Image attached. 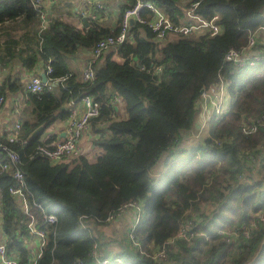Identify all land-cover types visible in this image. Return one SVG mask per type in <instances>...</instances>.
Masks as SVG:
<instances>
[{
	"label": "trees",
	"instance_id": "1",
	"mask_svg": "<svg viewBox=\"0 0 264 264\" xmlns=\"http://www.w3.org/2000/svg\"><path fill=\"white\" fill-rule=\"evenodd\" d=\"M151 1L179 22L196 0ZM135 2H119L114 24L97 17L77 21L65 16H79L75 0L63 2L64 12L53 2L51 8L57 10L41 26V6L32 0H0V24L16 19L24 27L0 41V63L9 62L12 53L26 67L41 61L44 69L51 65L48 76H65L41 90L26 87L19 72L8 70L0 77V92L6 96L21 89L27 102L19 113L22 137L9 140L8 131L0 134L19 155L12 165H0L2 227L7 250L20 255L18 264L28 260L34 232L30 213L10 190L16 167L25 174L33 222L46 230L34 264H244L264 236V226L234 241L217 234L221 225L250 224L264 204V124L251 134L242 130L243 122L264 115V0H199L195 11L206 17L220 13L223 30L217 33L172 31L160 38L147 21L134 19L128 37L91 63L94 76H79L67 52L92 49L101 37L118 32L124 10ZM141 10L152 19V10ZM253 30L255 40L249 44ZM232 47L259 57L238 64L226 58ZM220 77L228 84L226 107L213 121L210 136L197 133L202 89ZM85 92L101 106L89 122L91 129L81 134L90 135L86 146L77 155L57 159L38 152L37 143L52 144L63 137L49 126L64 120L69 100ZM117 96L124 113L115 106ZM41 122L44 127L28 136ZM190 131L197 138L191 139ZM160 158L164 166L155 173ZM1 160H9L2 147ZM130 200L142 202L139 221L124 238H106L104 226L119 218L120 208ZM50 211L57 214L56 221L45 219ZM187 219L206 234L178 237L167 248L168 260L151 256ZM252 264H264V252Z\"/></svg>",
	"mask_w": 264,
	"mask_h": 264
},
{
	"label": "built area",
	"instance_id": "2",
	"mask_svg": "<svg viewBox=\"0 0 264 264\" xmlns=\"http://www.w3.org/2000/svg\"><path fill=\"white\" fill-rule=\"evenodd\" d=\"M53 0H32L33 4L41 6V26H45L48 20V16L50 13V8L52 7ZM109 0H87L88 4L85 5L79 10V18L82 19V15H86L87 17L98 18L99 13L96 11L94 6H98V8L102 11L108 8ZM199 0H196L194 4L191 5L190 8L185 13V19L175 22L171 20L169 15L163 10L159 5H157L154 1L151 0H136L134 5L126 8L121 20V27L118 32L111 33L107 36L101 37L97 40L91 50L92 54L87 60L86 65L84 66V70L82 72V76L91 78L94 76V68L91 63L97 59L104 51L108 50L111 46H115L117 43L124 41L128 37L129 33V25L131 23V18L138 19L140 21H147L152 29L156 30L157 36L162 38L165 37L169 32L177 31L184 33H191V31L195 29H207L211 31V33L221 32L223 30L222 24L219 21L220 13L216 11L210 17L204 16L202 13L195 11L193 8ZM142 7H148V9L152 10V19L147 20V17L142 14ZM261 29L264 31V24L261 25ZM255 32L256 30L251 31L249 35V44H252L255 40ZM258 58L257 55H251L247 52L243 51L240 48L232 47L226 53L227 59H233L238 64H243L245 62H253L255 58ZM51 69V65L48 64L45 71ZM65 76L62 75L57 78H53L47 75L46 80L41 78V75L38 73L30 74L26 80V87L32 90H41L46 83L49 85L52 84L53 80L63 79ZM1 85V80H0ZM228 90V84L224 80L223 77H220L218 81L212 82V84L202 89V94L199 99L203 104L202 111L200 112L201 117L197 119L200 122V125L197 128V133L200 131H204L206 129V133L210 136V129L213 124V120L216 119L225 109L226 107V94ZM23 94H18L16 96L17 99ZM81 99L83 102V108L81 111L78 110V107L75 105L76 100ZM119 99V96L116 97V100ZM4 93L0 92V106L5 102ZM69 112L67 116V123L65 126V132L62 138L57 139L52 144H46L39 142L36 144V150L43 155L50 156L53 159H57L64 154L77 155L81 152L82 146L80 143V138L82 132L87 128L92 117L97 116L101 111L100 101L96 100L91 94L85 92L80 98L73 99L71 98L68 102ZM212 120V121H211ZM211 121V122H210ZM21 119H17L13 125V127L6 133V137L10 139H19L21 138ZM262 124H264V115L257 117L252 121H245L242 125V130L251 134V132L256 131ZM202 133V132H201ZM200 133V134H201ZM215 141H219L220 139L213 136ZM28 139V137H27ZM0 147L8 150L9 160L0 161V165L2 167H8L12 165L17 159H19L18 152L9 148L7 142L0 138ZM15 176V181L10 185V190L13 191L20 199L22 207L25 211L29 212L31 215V219L29 221L30 231L32 230L39 237V241L37 242V248L32 249L30 256L25 264H34L39 254L42 252V246L45 241L46 230L43 227L36 226L33 222L34 220V212L29 211L28 209V198L26 193L24 192L25 185V174L23 171L16 167L13 171ZM126 207H133L137 210V221L134 223L133 227L139 221L140 211L142 207L141 201L130 200L126 202L121 208L118 214ZM254 218L250 224H245L242 221L234 222L231 225H221L217 227V234L223 237H226L230 241H234L236 237H240L244 235L245 237H251L254 235L255 230L261 226H264V204L256 209L254 212ZM111 214L109 217L113 216ZM44 217L47 221H56L57 214L53 211L45 212ZM193 220L187 219L179 228L178 231L170 236V238L162 245H160L157 249H155L150 255L158 260H168L170 256H168L167 248L172 247L171 244L178 239V237H183L187 239H192L197 237L198 234H206V232L201 228H193ZM208 236V235H207ZM0 264H18L20 255L17 253H10L6 248V242L0 241Z\"/></svg>",
	"mask_w": 264,
	"mask_h": 264
},
{
	"label": "crops",
	"instance_id": "3",
	"mask_svg": "<svg viewBox=\"0 0 264 264\" xmlns=\"http://www.w3.org/2000/svg\"><path fill=\"white\" fill-rule=\"evenodd\" d=\"M64 1L65 0H59V1L53 0L52 6H54L53 2L58 3L59 9L61 10L63 8L61 11L64 12L65 11V8L63 7ZM83 1L84 0H75L76 8L78 11L85 5ZM120 1L122 0H109L108 8L105 9V11H102L104 12L103 14L99 13L98 19L104 22L108 21L109 24H114L117 19V8L119 6ZM50 9H51L50 12L57 10L56 7L55 8L53 7ZM70 17L74 18L75 20L77 18V21L80 20L78 16L76 17L74 15H71ZM23 30H24V27L20 23H17L16 19H8L7 21L4 22V24H0V41L2 42V40H5L4 38L5 37L7 38V36L9 35H18ZM92 51L93 50H91V48H88V47H78L77 50L74 51V54L72 55L73 64L72 65L70 64V65L72 69L75 70L79 74V76L82 75L84 66L86 65L87 60L92 54ZM8 55L10 57L9 62L3 63V64L0 63L1 64L0 65V77L6 75L8 70L19 72L21 75V78L24 81H26L25 79L32 73H36L38 71V73L40 74V71L43 67V64L41 61H39L33 67H26L23 64V61L21 60L20 56L16 54H12V53H9ZM20 93L23 94L21 89L6 92V96H5L6 100L0 106V134H2L3 132L9 131L13 127L15 121L17 119H21L19 116V113L21 111L20 109L27 102H26L24 94L20 97V99L16 98V96ZM114 100H115L114 102L116 103L115 106L117 107L118 105L121 106L120 110L122 113H124L123 111L124 105L122 103V98L119 97V99L117 100L114 98ZM75 105L78 107L79 111H81V109L83 108V102L81 101V99L76 100ZM66 123H67V117L64 120H57L56 122L51 124L49 127L54 130H60L59 133L63 135L62 130L65 131ZM87 128H89L90 130L91 125L88 124ZM88 139L90 140V135L83 133V136L80 138L82 149L86 146ZM6 237H7V234L3 230V227H2V213L0 212V241H4ZM38 241H39V237L37 236L36 233H33L32 237L28 241L30 250L32 249L35 250V248H37ZM0 260H1V256H0Z\"/></svg>",
	"mask_w": 264,
	"mask_h": 264
},
{
	"label": "rangeland",
	"instance_id": "4",
	"mask_svg": "<svg viewBox=\"0 0 264 264\" xmlns=\"http://www.w3.org/2000/svg\"><path fill=\"white\" fill-rule=\"evenodd\" d=\"M71 15L72 14H70V13H67V12L65 13V16H67V17L68 16H71ZM263 34H264V31H263ZM172 35H173V33L171 35H169V38L172 37ZM73 54H74V52H71V51H68L67 52V58H68V60H69V62H70L71 65L73 64V59H72V55ZM199 103H200V110L199 111L201 112L202 111V108H203V104L201 103V100H200ZM200 112H199V116L198 117H201ZM216 119H214L213 121H215ZM201 132H203V133L206 134V129H204V131H200V133ZM190 134L191 135H194V132L193 131H190ZM194 138H197V136L194 135V136L191 137V139H194ZM186 142L187 143H190V139H187ZM93 155H94V153H93ZM163 166H164V163L162 161V158H160L158 160L156 166L154 167L153 171L155 173L160 172V168H162ZM133 209H134L133 207H126V208H124V210H122L120 212L121 214H120L119 218L115 219V221H113L111 224H109L107 226H104V232L106 234V238H109L108 236H110V237H117V238H121V237L124 238V236L126 235V233L128 231L130 232V227L132 225H134V223L137 221V219H136L137 216L135 217V212L137 213V210L136 209L133 210Z\"/></svg>",
	"mask_w": 264,
	"mask_h": 264
},
{
	"label": "water",
	"instance_id": "5",
	"mask_svg": "<svg viewBox=\"0 0 264 264\" xmlns=\"http://www.w3.org/2000/svg\"><path fill=\"white\" fill-rule=\"evenodd\" d=\"M82 19H83L84 21H86V19L88 20V17H87L86 15L83 14V15H82ZM130 21L133 22L134 19L131 18ZM135 56H137V55H135ZM40 75H41V78H42L43 80H46V78H47V73L45 72V69H44V68L41 69V71H40ZM195 123H196L197 126L200 125V122H199L198 119L195 121ZM44 125H45V122H41V123L35 125L33 128H31V129L29 130L28 136H32V135H34L35 133L39 132V131L44 127ZM64 132H65V131L62 130V133H63V134H64ZM263 252H264V236H263L262 240L260 241V244H259L257 250L254 252V255H253L249 260H247L244 264H252V263H254V261H255L258 257H260V256L263 254Z\"/></svg>",
	"mask_w": 264,
	"mask_h": 264
}]
</instances>
